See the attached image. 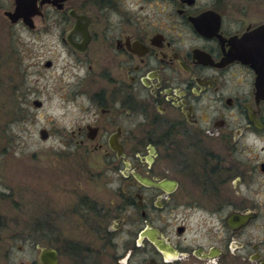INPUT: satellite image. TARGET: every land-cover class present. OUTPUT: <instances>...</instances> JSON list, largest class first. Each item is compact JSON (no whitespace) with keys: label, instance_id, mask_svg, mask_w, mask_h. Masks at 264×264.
Wrapping results in <instances>:
<instances>
[{"label":"flooded vegetation","instance_id":"flooded-vegetation-1","mask_svg":"<svg viewBox=\"0 0 264 264\" xmlns=\"http://www.w3.org/2000/svg\"><path fill=\"white\" fill-rule=\"evenodd\" d=\"M33 1L32 25L0 13L54 37L58 141L115 193L84 186L58 264H264V0Z\"/></svg>","mask_w":264,"mask_h":264},{"label":"rangeland","instance_id":"rangeland-1","mask_svg":"<svg viewBox=\"0 0 264 264\" xmlns=\"http://www.w3.org/2000/svg\"><path fill=\"white\" fill-rule=\"evenodd\" d=\"M54 44L50 33L32 32L0 13V264H40L38 245L57 246L56 227L64 236L88 239L79 219L65 213L87 186L99 200L115 195L93 190L96 180L77 169L80 156L58 141L69 126L71 112L64 111L74 103L63 97L72 69ZM47 58L51 66L44 65ZM34 99L42 105L34 106ZM40 128L48 131L46 139ZM61 258L60 264L72 263L67 254Z\"/></svg>","mask_w":264,"mask_h":264},{"label":"water","instance_id":"water-1","mask_svg":"<svg viewBox=\"0 0 264 264\" xmlns=\"http://www.w3.org/2000/svg\"><path fill=\"white\" fill-rule=\"evenodd\" d=\"M55 1V0H53ZM16 7L13 11L8 10L5 13L9 16L12 21H15L19 16H23L24 21L28 25H32V22L28 19L27 9H30L28 12H33V7H35L36 3L33 0H15ZM50 61L46 62V65H49ZM41 100L34 99L33 105L40 106ZM39 134L41 138H46L48 136V131L45 128H40ZM39 251L37 255V259L40 264H58V256L57 251L54 246L51 245H42L39 246Z\"/></svg>","mask_w":264,"mask_h":264}]
</instances>
